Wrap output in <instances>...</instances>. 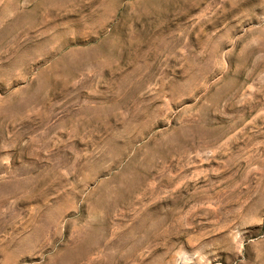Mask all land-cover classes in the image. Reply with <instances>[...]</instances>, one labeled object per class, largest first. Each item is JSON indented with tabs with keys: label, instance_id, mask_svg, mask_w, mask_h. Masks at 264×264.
Segmentation results:
<instances>
[{
	"label": "rangeland",
	"instance_id": "rangeland-1",
	"mask_svg": "<svg viewBox=\"0 0 264 264\" xmlns=\"http://www.w3.org/2000/svg\"><path fill=\"white\" fill-rule=\"evenodd\" d=\"M0 264H264V0H0Z\"/></svg>",
	"mask_w": 264,
	"mask_h": 264
}]
</instances>
